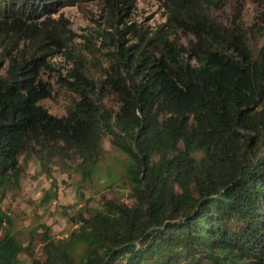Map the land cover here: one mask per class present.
I'll return each instance as SVG.
<instances>
[{"label":"trees","instance_id":"trees-1","mask_svg":"<svg viewBox=\"0 0 264 264\" xmlns=\"http://www.w3.org/2000/svg\"><path fill=\"white\" fill-rule=\"evenodd\" d=\"M118 1L105 0L108 68L97 81L75 65L61 80L78 100L55 116L40 104L52 94L41 72L64 41L41 33L51 16L36 19L66 0H0V264L22 253L28 264H264V42L240 25V0H158L168 16L152 32L117 14ZM252 1L264 17V0ZM227 3L238 6L229 24L210 19L207 4ZM104 135L123 172L95 205L64 208L68 234L38 223L24 245L3 203L23 164L71 158L81 188Z\"/></svg>","mask_w":264,"mask_h":264},{"label":"rangeland","instance_id":"rangeland-1","mask_svg":"<svg viewBox=\"0 0 264 264\" xmlns=\"http://www.w3.org/2000/svg\"><path fill=\"white\" fill-rule=\"evenodd\" d=\"M115 8H122L117 14L126 13L128 24H134L141 32L159 29L168 16L162 2L158 0L118 1ZM237 8L236 4L227 3L224 11H218L213 4H207L206 12L210 19H222L229 24L233 13H237ZM109 9L105 0H66L65 5L56 7L50 15L43 14L36 19L39 22L51 16L47 22L48 29L41 33L50 32L51 36H58L64 41L61 49L50 47L46 57L51 65L50 69L41 72L42 79L50 82L52 94L41 100L40 104L51 114L64 115L67 107L78 100V92L70 87L68 89L61 80L75 65L89 78H96L97 81L108 68L110 61L106 55V47L115 40V36L111 40L110 35L115 30L109 26ZM237 14L240 16V25L251 28L249 38L254 34L258 38V44H262L264 17L257 4L252 0H243V3L240 0ZM122 37L130 42L136 41L132 32ZM172 38L182 45H187L191 40L190 36L180 32ZM104 104L113 109L117 107L111 96L105 98ZM102 146L104 152L95 173L81 188L78 187L79 176L75 172V161L71 158L61 160L52 157L47 161L32 157L23 164L19 189L3 203L13 220V228L24 245L28 243L29 231L38 223L49 226L51 234L56 237L68 234L72 226L65 218L64 208L69 206L70 210V206L79 207L84 203L95 205L106 182L120 176L124 170L125 155L110 143L107 135L102 137ZM46 194L51 196L48 202L43 201ZM19 259L20 264L29 263L24 253L20 254Z\"/></svg>","mask_w":264,"mask_h":264}]
</instances>
